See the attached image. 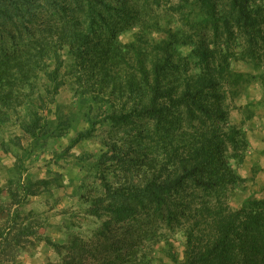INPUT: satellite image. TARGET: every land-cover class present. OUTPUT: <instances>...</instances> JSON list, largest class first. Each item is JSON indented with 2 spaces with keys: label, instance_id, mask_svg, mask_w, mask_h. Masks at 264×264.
<instances>
[{
  "label": "trees",
  "instance_id": "obj_1",
  "mask_svg": "<svg viewBox=\"0 0 264 264\" xmlns=\"http://www.w3.org/2000/svg\"><path fill=\"white\" fill-rule=\"evenodd\" d=\"M261 112L264 0H0V264H264Z\"/></svg>",
  "mask_w": 264,
  "mask_h": 264
},
{
  "label": "rangeland",
  "instance_id": "obj_2",
  "mask_svg": "<svg viewBox=\"0 0 264 264\" xmlns=\"http://www.w3.org/2000/svg\"><path fill=\"white\" fill-rule=\"evenodd\" d=\"M123 40L127 42L129 40V36L124 37ZM184 51H185L184 54L187 55L190 52V47H184ZM70 63L71 61L69 62V64ZM67 71H68L67 83L60 89V92H59L60 94L57 96V102L63 105L66 111H70L73 108H77L78 104L76 103V96H74V93H75L74 81L75 80H74L73 75L69 73V70L67 69V67H65V72ZM241 118H242L241 113L238 110L233 109L232 120L236 122H240ZM80 127L82 129L83 128L86 129L87 127H89V125L86 123H82ZM245 128L248 130L250 129L253 130L251 134L253 145L250 147L247 153L246 162L244 163V165L240 166L239 168H240V171L243 170L244 172L249 174L251 173L253 166H258L260 168L262 167V171L258 172L255 179H253L252 181L248 183L252 190L257 191V190H260L264 186V128L259 129V131L256 132V129L258 128V126H256L253 123H250ZM21 133H22V130H21L20 120L13 117V119L9 122V125L7 127V133H5L6 139L9 140V137L21 135ZM94 134H95V137L92 138L91 140L82 141L81 146L85 145L89 151H92L95 153L108 150L107 144L103 142L102 139H106L107 141H109L108 140L109 127L98 125ZM1 136H2V131H1ZM67 141L68 140H64L59 145L61 147H65L67 145ZM81 146L79 145L76 149H73L74 153L79 154L82 148ZM232 166H238V165L232 164ZM230 196L226 197L227 200L231 201L232 206L237 207L239 204L238 200H240L241 199L240 197H243V195L240 196L237 194V195H230ZM75 201L76 200H73L70 203L74 204ZM178 237L179 238L174 241L175 243L174 251L178 253L179 260L182 261L184 259V255L186 251L185 250L186 244L184 242V238L181 237L180 234L178 235ZM145 255L147 257L152 256V254L149 251H147ZM156 258L158 259V261L153 262V258H152V261L150 264H160L161 260L164 261V264H175L172 260L162 256L160 251L157 252ZM40 261L41 260L39 259H35V260L31 258L24 259L25 264H38V262Z\"/></svg>",
  "mask_w": 264,
  "mask_h": 264
},
{
  "label": "crops",
  "instance_id": "obj_3",
  "mask_svg": "<svg viewBox=\"0 0 264 264\" xmlns=\"http://www.w3.org/2000/svg\"><path fill=\"white\" fill-rule=\"evenodd\" d=\"M259 109H261V107ZM252 123L258 126V128L256 129V132H258L259 129L264 128V112H261V115L256 117V119H254ZM252 131H253L252 129L250 130L247 129V133L250 137H251Z\"/></svg>",
  "mask_w": 264,
  "mask_h": 264
}]
</instances>
